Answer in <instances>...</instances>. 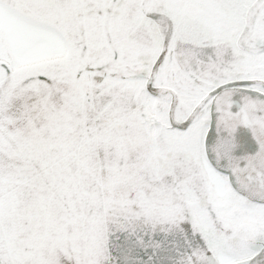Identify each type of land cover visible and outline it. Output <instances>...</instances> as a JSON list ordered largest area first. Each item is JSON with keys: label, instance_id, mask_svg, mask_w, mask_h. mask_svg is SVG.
<instances>
[{"label": "snow or ice", "instance_id": "1", "mask_svg": "<svg viewBox=\"0 0 264 264\" xmlns=\"http://www.w3.org/2000/svg\"><path fill=\"white\" fill-rule=\"evenodd\" d=\"M0 264H264V0H0Z\"/></svg>", "mask_w": 264, "mask_h": 264}]
</instances>
